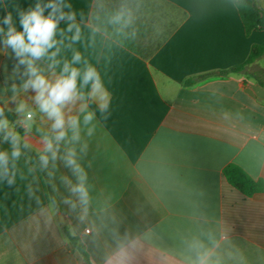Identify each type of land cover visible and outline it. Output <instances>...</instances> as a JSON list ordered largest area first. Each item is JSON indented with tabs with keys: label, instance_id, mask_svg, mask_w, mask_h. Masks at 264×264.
<instances>
[{
	"label": "crops",
	"instance_id": "crops-1",
	"mask_svg": "<svg viewBox=\"0 0 264 264\" xmlns=\"http://www.w3.org/2000/svg\"><path fill=\"white\" fill-rule=\"evenodd\" d=\"M98 1L0 0V119L47 156L59 204L29 157L19 148L13 158L0 136L9 157L0 169V264H109L119 249L130 252L124 264H264V192L247 196L223 173L235 163L264 181V85L246 73L185 84L244 62L253 44L264 45V30L246 35L236 0H106L130 14L127 25L147 53L167 37L144 58L93 25ZM255 2L264 12V0ZM38 4L45 16L56 6L57 29L34 67L52 82L66 62L80 70L84 99L64 109L66 119L79 117V140L69 129L57 144L35 91L24 88L27 64L5 43V16L23 31L21 14ZM262 58L254 66L264 69ZM86 64L101 77L95 96L83 84ZM20 103L33 113L27 123ZM82 104L93 113L87 124ZM70 149L86 173L84 202L70 191L78 183L65 162Z\"/></svg>",
	"mask_w": 264,
	"mask_h": 264
},
{
	"label": "clouds",
	"instance_id": "clouds-1",
	"mask_svg": "<svg viewBox=\"0 0 264 264\" xmlns=\"http://www.w3.org/2000/svg\"><path fill=\"white\" fill-rule=\"evenodd\" d=\"M53 11L48 16L43 14L44 9L38 4L35 9L22 13L20 18V24L23 31H17L12 26L11 13L7 14L4 18V24L8 25L5 43L12 47L16 55L21 57V63H26L28 66L29 80L24 84V88H31L35 91L36 95L34 100L40 110V112L47 115L52 121V129L55 132V140L57 144L64 140L68 135V130L72 131V140H79L80 132V120L78 116L65 117L64 109L69 104H75L78 99H84V94L77 89V78L81 76L79 69L71 67L67 62L64 64L63 72L54 82L49 81L43 75L39 74L34 67V61L40 59L48 49L52 48L55 44L54 35L57 29V20L55 18L56 6L53 4L48 5ZM64 16L61 15L60 19ZM72 17L70 16L69 19ZM123 21L125 25L131 22L130 14H125L123 11L118 12L113 22ZM72 25L69 26L71 29ZM3 31V29H0ZM24 57H30L31 59H23ZM80 54L77 53L73 57V62L80 60ZM91 83L90 96H95L101 93L103 87L100 74L91 65H87L83 72V84L88 85ZM26 106L20 103L17 107V112L23 113L25 119L21 123H27L32 119L33 113L26 111ZM2 109H0V115H2ZM81 111L87 112V105H81ZM93 119V113L87 112L84 116V123L87 124ZM0 132H4V139L11 140L12 152L11 156L16 158L20 155L19 150V135L9 129L8 121L6 119H0ZM46 148L45 151L52 152L53 158L56 156V151L53 148L52 141L45 138ZM8 153L6 151H0V169L7 168L8 165ZM47 156H42L41 160L47 163ZM66 165L69 166L72 171L77 175L78 183L70 185V191L77 195L81 202H84L87 198V188L85 186L86 173L76 160V152L74 149H70L65 157ZM129 248H134L130 245ZM130 259V252L126 249H119L110 259L109 264H124L125 261Z\"/></svg>",
	"mask_w": 264,
	"mask_h": 264
},
{
	"label": "trees",
	"instance_id": "trees-1",
	"mask_svg": "<svg viewBox=\"0 0 264 264\" xmlns=\"http://www.w3.org/2000/svg\"><path fill=\"white\" fill-rule=\"evenodd\" d=\"M106 0H99L92 14L93 25L106 34L111 39L123 45L130 51L140 54L144 58L149 57L155 52L166 40L167 37L158 41V44L151 49L148 53L141 47L137 38L131 31L128 25L123 21L113 22L114 16L121 12L117 7L106 5ZM239 16L245 28L246 35L249 36L255 30H264V12L256 5L255 0H236L235 1ZM264 56V45L253 44L246 60L240 64L233 65L232 67L224 70L210 71L200 75H196L188 80L185 84L189 85L196 81L204 80L210 77L227 76L231 73H246L248 76L255 78L262 85H264V69L254 66L255 62ZM20 133L22 131L20 130ZM5 133L0 132V136L4 138ZM9 141H11L9 139ZM19 148L29 157L31 164L36 167L46 179L48 190L51 200L56 208H59L58 201L56 200L49 177L47 175L41 154L30 147L19 136ZM224 176L227 181L240 192L247 196H252L258 192H264V181L253 179L242 167L235 163L228 164L223 170ZM72 242L75 238L71 237ZM77 248L82 253L86 261H89L88 254L81 245Z\"/></svg>",
	"mask_w": 264,
	"mask_h": 264
},
{
	"label": "rangeland",
	"instance_id": "rangeland-1",
	"mask_svg": "<svg viewBox=\"0 0 264 264\" xmlns=\"http://www.w3.org/2000/svg\"><path fill=\"white\" fill-rule=\"evenodd\" d=\"M259 64L260 65H263L264 64V58H262L260 61H259ZM256 67H258V66H256ZM259 68V67H258Z\"/></svg>",
	"mask_w": 264,
	"mask_h": 264
},
{
	"label": "built area",
	"instance_id": "built-area-1",
	"mask_svg": "<svg viewBox=\"0 0 264 264\" xmlns=\"http://www.w3.org/2000/svg\"><path fill=\"white\" fill-rule=\"evenodd\" d=\"M87 232H89V230H87Z\"/></svg>",
	"mask_w": 264,
	"mask_h": 264
}]
</instances>
